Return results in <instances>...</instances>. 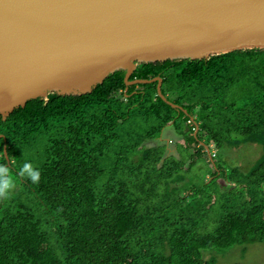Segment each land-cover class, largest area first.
I'll return each instance as SVG.
<instances>
[{
  "label": "trees",
  "instance_id": "1",
  "mask_svg": "<svg viewBox=\"0 0 264 264\" xmlns=\"http://www.w3.org/2000/svg\"><path fill=\"white\" fill-rule=\"evenodd\" d=\"M125 74L0 115V163L16 183L0 200V264H217L264 243V49L140 64L130 79L161 77L181 109L158 81L126 91ZM168 126L180 158L149 144ZM247 143L262 149L249 169L216 160ZM26 161L38 184L17 175Z\"/></svg>",
  "mask_w": 264,
  "mask_h": 264
},
{
  "label": "water",
  "instance_id": "2",
  "mask_svg": "<svg viewBox=\"0 0 264 264\" xmlns=\"http://www.w3.org/2000/svg\"><path fill=\"white\" fill-rule=\"evenodd\" d=\"M252 48L264 49V0H0V115L92 93L118 71L126 91L158 81L181 109L161 77L130 79L140 64Z\"/></svg>",
  "mask_w": 264,
  "mask_h": 264
},
{
  "label": "rangeland",
  "instance_id": "3",
  "mask_svg": "<svg viewBox=\"0 0 264 264\" xmlns=\"http://www.w3.org/2000/svg\"><path fill=\"white\" fill-rule=\"evenodd\" d=\"M182 140V136L177 132L174 126L165 128L160 139L149 142V144H166L167 155H175L181 157L178 151V143ZM262 155L261 146L247 143L242 144L238 148H233L225 145L218 150L217 161L223 162L229 166H239L242 170L249 169L256 160ZM196 173L199 177L202 175L198 169L191 171ZM205 172V171H204ZM219 180L222 183L224 193L234 191V185L231 182L225 181L224 175H220ZM235 246L224 254H219L217 264H264V243H255L247 246ZM206 256L209 254L206 252Z\"/></svg>",
  "mask_w": 264,
  "mask_h": 264
},
{
  "label": "clouds",
  "instance_id": "4",
  "mask_svg": "<svg viewBox=\"0 0 264 264\" xmlns=\"http://www.w3.org/2000/svg\"><path fill=\"white\" fill-rule=\"evenodd\" d=\"M17 175L33 184H38L41 180V171L27 161L20 167ZM15 187L16 183L12 176V170L7 164L0 163V200L9 199Z\"/></svg>",
  "mask_w": 264,
  "mask_h": 264
},
{
  "label": "built area",
  "instance_id": "5",
  "mask_svg": "<svg viewBox=\"0 0 264 264\" xmlns=\"http://www.w3.org/2000/svg\"><path fill=\"white\" fill-rule=\"evenodd\" d=\"M212 155L215 156V153H213Z\"/></svg>",
  "mask_w": 264,
  "mask_h": 264
}]
</instances>
